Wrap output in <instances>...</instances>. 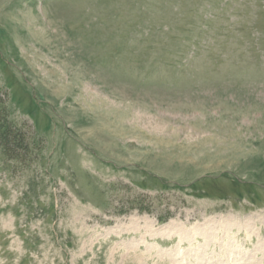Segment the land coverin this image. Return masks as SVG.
Segmentation results:
<instances>
[{
    "label": "rangeland",
    "instance_id": "obj_1",
    "mask_svg": "<svg viewBox=\"0 0 264 264\" xmlns=\"http://www.w3.org/2000/svg\"><path fill=\"white\" fill-rule=\"evenodd\" d=\"M0 264H264V0H0Z\"/></svg>",
    "mask_w": 264,
    "mask_h": 264
},
{
    "label": "bare ground",
    "instance_id": "obj_2",
    "mask_svg": "<svg viewBox=\"0 0 264 264\" xmlns=\"http://www.w3.org/2000/svg\"><path fill=\"white\" fill-rule=\"evenodd\" d=\"M247 223V222H246Z\"/></svg>",
    "mask_w": 264,
    "mask_h": 264
}]
</instances>
